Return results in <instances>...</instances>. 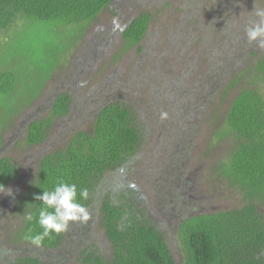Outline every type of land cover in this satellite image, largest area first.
<instances>
[{"label":"rangeland","instance_id":"374dc122","mask_svg":"<svg viewBox=\"0 0 264 264\" xmlns=\"http://www.w3.org/2000/svg\"><path fill=\"white\" fill-rule=\"evenodd\" d=\"M254 7L264 8V0H115L95 22L65 29L54 43L47 32L40 33L41 38L32 36L37 46H50L49 51L66 46L67 54L39 96L37 90L21 92L16 103L0 112V161L11 159L22 169L21 180L5 188L12 189L13 196L0 193V264L28 257L75 264L77 253L90 243L110 258L102 204L121 194L120 186L133 188L130 195L138 208L163 225L178 264L184 257L180 221L247 205V193L221 177L238 142L234 136L222 141L220 134L240 91L254 89L264 96V82L251 72L232 87L234 78L264 54L245 34L255 19ZM145 12L152 15L149 32L141 45L128 46L122 32ZM22 24L19 19L10 30L0 31V58L11 59L13 48L21 52L20 60L15 55L9 62L15 67L30 58L25 48L14 46L27 36ZM41 55L48 56L43 50ZM62 93L72 99L71 114L54 119L43 145L28 146L30 124L50 119ZM118 98L138 111L144 125L145 145L138 157L124 166L122 177L108 175L88 210L89 221L69 223L64 248L48 251L21 240L28 188L35 182L39 161L63 150L76 133H92L97 106ZM258 206L264 213L262 202ZM68 250L74 255L64 259Z\"/></svg>","mask_w":264,"mask_h":264},{"label":"trees","instance_id":"16d2710c","mask_svg":"<svg viewBox=\"0 0 264 264\" xmlns=\"http://www.w3.org/2000/svg\"><path fill=\"white\" fill-rule=\"evenodd\" d=\"M114 1L0 0V31L10 30L21 19L27 36L21 37L14 46L25 48L30 57L17 67L9 62H13L15 55L20 60L19 48H13L11 59L0 58V112L16 103L21 92L37 90L39 96L46 82L62 66L67 54L66 46H57V49L49 51L50 46L44 49L37 46L31 40L32 36L41 38L40 33L47 32L49 41L54 43L56 35L62 34L65 29L95 22ZM151 22L149 12L129 22L122 32L128 46L142 44ZM42 50L48 56H42ZM4 65L8 68L2 69ZM249 72L264 82V54L256 65L234 78L232 87L241 83ZM72 105L69 95H59L52 106V117L30 124L26 137L28 146H40L48 141L51 123L54 119L68 117ZM97 107L92 133H76L63 150L46 154L39 161L35 182L28 188L21 240L30 243L25 239L26 234L42 231L37 223L42 204L35 200V196L42 194L43 189L52 190L59 180L75 184L77 201L90 210L104 189L108 175L112 173L122 177L124 166L142 151L146 134L140 114L133 106L118 98ZM222 131V141L234 136L238 148L233 152L230 163L220 170L221 177L246 192L248 203L240 210L198 214L180 221L183 264H264V213L258 206L259 202L264 205V96L254 89L240 91L230 105ZM21 176L22 169L13 160L0 161V184L5 188L18 183ZM84 188L89 191L87 200L79 196ZM117 188L121 194L106 198L102 204L103 228L112 256L107 257L96 243H90L78 250L75 264H178L166 241L163 225L154 222L145 209L141 211L138 208L130 195L133 188ZM29 212L34 214L31 223L24 219ZM66 234L67 231L59 236L53 235L40 248L61 250ZM71 250L63 254L64 259L74 255ZM13 264L47 263L28 257ZM48 264H65V261Z\"/></svg>","mask_w":264,"mask_h":264},{"label":"clouds","instance_id":"9594fccd","mask_svg":"<svg viewBox=\"0 0 264 264\" xmlns=\"http://www.w3.org/2000/svg\"><path fill=\"white\" fill-rule=\"evenodd\" d=\"M255 19L250 20L245 27V34L249 44H255L264 50V8H255L252 11ZM0 193L13 196L12 189H5L0 184ZM79 196L83 200L89 197L88 189H81ZM35 200L40 201L42 207L38 211L37 223L42 231L26 234L25 239L33 246L40 247L46 239L53 235L59 236L67 231L70 222L87 223L91 217L87 207L77 201V186L59 180L52 190H44L36 195ZM25 221L31 223L34 214L29 212L24 216Z\"/></svg>","mask_w":264,"mask_h":264}]
</instances>
